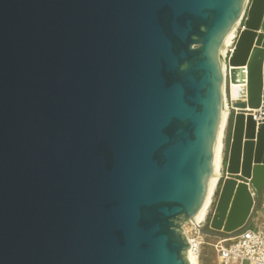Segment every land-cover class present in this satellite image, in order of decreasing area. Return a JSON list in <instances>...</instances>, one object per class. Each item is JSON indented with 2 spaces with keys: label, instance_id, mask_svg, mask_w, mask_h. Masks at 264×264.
Segmentation results:
<instances>
[{
  "label": "water",
  "instance_id": "1",
  "mask_svg": "<svg viewBox=\"0 0 264 264\" xmlns=\"http://www.w3.org/2000/svg\"><path fill=\"white\" fill-rule=\"evenodd\" d=\"M243 10L230 81L248 64L255 109L264 0H0V264H189L182 226L205 196L224 94L217 50ZM224 166L208 236L259 204L264 124L235 116Z\"/></svg>",
  "mask_w": 264,
  "mask_h": 264
},
{
  "label": "built area",
  "instance_id": "2",
  "mask_svg": "<svg viewBox=\"0 0 264 264\" xmlns=\"http://www.w3.org/2000/svg\"><path fill=\"white\" fill-rule=\"evenodd\" d=\"M248 19L247 11L243 13V16L234 31L233 38L230 45L227 47L226 53L223 58V76H224V104L225 109L228 113L227 116V126L233 124L234 118L237 114L243 113L245 118L251 117L255 123L256 129L259 125L264 124V56L262 62V89L260 97V105L258 108L251 109L247 106V65L241 67L243 70L244 79L242 83L233 85L230 81V69L229 60L231 59L237 40L240 34L245 30V22ZM242 87L245 91L244 98L239 100H232L230 97V90L232 87ZM235 103H245L246 107L244 109L234 107ZM248 188L251 192L252 198L255 202L254 191L248 182ZM259 205V210L257 211V206ZM253 208L251 215L248 217L245 224L236 230L234 233L229 234L232 237L229 239L228 244H223L221 241L214 245V249L217 256L218 264H264V221L260 222L259 219L264 217V201ZM205 222V221H204ZM190 223V222H188ZM194 229V234L187 233L183 224V232L187 242L189 244V251L194 255L199 257L202 249V227L203 223L195 226L191 224Z\"/></svg>",
  "mask_w": 264,
  "mask_h": 264
},
{
  "label": "bare ground",
  "instance_id": "3",
  "mask_svg": "<svg viewBox=\"0 0 264 264\" xmlns=\"http://www.w3.org/2000/svg\"><path fill=\"white\" fill-rule=\"evenodd\" d=\"M243 13H244V10L241 12V15L238 21L236 22V24L232 27L229 33L224 37L223 41L221 42L217 50V57L219 59L222 69L224 67V62H223L224 55L226 53L227 47L231 43L234 31L237 28L243 16ZM247 71H248V64H247ZM247 78H248V75H247ZM247 84H248V79H247ZM221 103L222 104H221L220 121H219V126L217 129V133L215 136L214 144H213V160H212V165H211V170H210L209 181H208L205 196L199 208V211L197 212L195 217L190 221V224H193L195 226L206 221L208 212L213 205L214 198L218 190V180L222 177L224 135H225V130L227 126V116H228V113L225 109V104H224L225 102H224L223 95H222ZM224 241H229V240H224ZM187 259L189 261V264H199V257L194 255L189 250L187 251Z\"/></svg>",
  "mask_w": 264,
  "mask_h": 264
},
{
  "label": "rangeland",
  "instance_id": "4",
  "mask_svg": "<svg viewBox=\"0 0 264 264\" xmlns=\"http://www.w3.org/2000/svg\"><path fill=\"white\" fill-rule=\"evenodd\" d=\"M231 133H232L231 125L226 126L225 135H224L222 177L218 180V190H217V193L215 195L213 205H212V207L210 208V210L208 212L207 219H206L205 222H202L203 223L202 230H204V231H210L209 224H210V221H211V217H212V215L214 213V209H215V206H216L218 198H219V192H220V188H221L222 182L225 179V176L227 175L226 174V167L224 166V163L228 159ZM261 201H264V195L261 197V200L259 201V204L261 203ZM259 208L260 207L258 205L257 206V211L259 210ZM259 221L263 222L264 221V217L260 218ZM184 228L187 231V233L194 234V229H193V227H192V225L190 223H185ZM231 237H232V235H229V234H226V233H223V232H212L211 236H208V235H205V234L202 233L203 245H202L201 252L199 254V264H218L216 252H215V249H214V245L216 243L220 242V241L223 244H228L229 241H224V240H229ZM244 264H247V263L245 262Z\"/></svg>",
  "mask_w": 264,
  "mask_h": 264
},
{
  "label": "crops",
  "instance_id": "5",
  "mask_svg": "<svg viewBox=\"0 0 264 264\" xmlns=\"http://www.w3.org/2000/svg\"><path fill=\"white\" fill-rule=\"evenodd\" d=\"M264 195V194H263Z\"/></svg>",
  "mask_w": 264,
  "mask_h": 264
}]
</instances>
